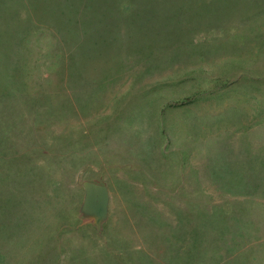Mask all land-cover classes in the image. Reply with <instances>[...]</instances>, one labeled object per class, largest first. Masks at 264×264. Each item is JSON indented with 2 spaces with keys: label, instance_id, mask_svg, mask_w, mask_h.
<instances>
[{
  "label": "rangeland",
  "instance_id": "obj_1",
  "mask_svg": "<svg viewBox=\"0 0 264 264\" xmlns=\"http://www.w3.org/2000/svg\"><path fill=\"white\" fill-rule=\"evenodd\" d=\"M0 264H264V0H0Z\"/></svg>",
  "mask_w": 264,
  "mask_h": 264
},
{
  "label": "water",
  "instance_id": "obj_2",
  "mask_svg": "<svg viewBox=\"0 0 264 264\" xmlns=\"http://www.w3.org/2000/svg\"><path fill=\"white\" fill-rule=\"evenodd\" d=\"M80 186L84 192L79 208L83 224H92L97 233H101L109 215V191L104 185L82 181Z\"/></svg>",
  "mask_w": 264,
  "mask_h": 264
},
{
  "label": "trees",
  "instance_id": "obj_3",
  "mask_svg": "<svg viewBox=\"0 0 264 264\" xmlns=\"http://www.w3.org/2000/svg\"><path fill=\"white\" fill-rule=\"evenodd\" d=\"M196 98H197V95L196 96H191L189 98H185L182 101H179V102H176V103H169V104H167V106L172 108V107H176V106H180V105L190 104L193 101H195Z\"/></svg>",
  "mask_w": 264,
  "mask_h": 264
}]
</instances>
